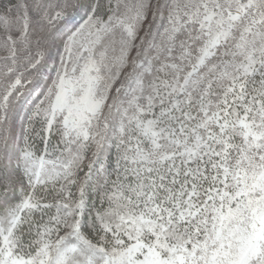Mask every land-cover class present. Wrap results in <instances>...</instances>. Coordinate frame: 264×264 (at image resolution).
<instances>
[{"label": "snow or ice", "instance_id": "snow-or-ice-1", "mask_svg": "<svg viewBox=\"0 0 264 264\" xmlns=\"http://www.w3.org/2000/svg\"><path fill=\"white\" fill-rule=\"evenodd\" d=\"M0 264H264V0H0Z\"/></svg>", "mask_w": 264, "mask_h": 264}]
</instances>
